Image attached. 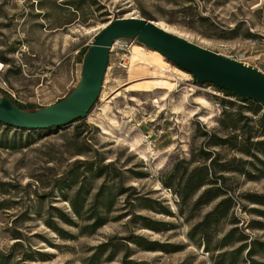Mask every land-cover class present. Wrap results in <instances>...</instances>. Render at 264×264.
<instances>
[{"label":"rangeland","instance_id":"1","mask_svg":"<svg viewBox=\"0 0 264 264\" xmlns=\"http://www.w3.org/2000/svg\"><path fill=\"white\" fill-rule=\"evenodd\" d=\"M132 17L264 75V0H0V91L66 98ZM227 97L128 41L81 128L0 124V264H264V108Z\"/></svg>","mask_w":264,"mask_h":264},{"label":"water","instance_id":"2","mask_svg":"<svg viewBox=\"0 0 264 264\" xmlns=\"http://www.w3.org/2000/svg\"><path fill=\"white\" fill-rule=\"evenodd\" d=\"M118 40L136 41L159 53L168 63L192 76L197 85L264 104V75L241 62L216 54L157 27L143 18H119L99 32L82 58L80 79L66 98L36 111H22L0 95V124L18 130H46L85 120L97 101L110 49Z\"/></svg>","mask_w":264,"mask_h":264},{"label":"trees","instance_id":"3","mask_svg":"<svg viewBox=\"0 0 264 264\" xmlns=\"http://www.w3.org/2000/svg\"><path fill=\"white\" fill-rule=\"evenodd\" d=\"M137 45H139L138 43H136ZM141 46V45H139ZM89 46L83 48L81 51H79V56H80V64L82 63V58H83V55L85 54L86 50L88 49ZM74 90V89H73ZM72 90V91H73ZM220 90V89H219ZM71 91V92H72ZM222 93H224L226 96H229V97H234V98H237L238 101L240 102V104L242 105H245V104H249V105H252V106H261L264 108V104H260V103H255V102H252L250 100H246V101H242L240 97H237L235 95H232L224 90H220ZM71 92H69V94H71ZM1 94H3L1 91H0ZM68 94V95H69ZM3 96H5L6 98H8L11 102H13V104L19 108L20 110L22 111H36L38 109H40V107H33V106H29V105H21V104H18L16 103L15 101H13L9 96H7L6 94H3ZM254 113H257V109L253 111ZM77 129L78 128H81V121H77ZM259 124H260V127L262 128V131H263V134H262V137H264V115L259 119ZM28 131V130H26ZM254 145V144H253ZM255 146H260L261 148H257L256 149V152L257 153H260L261 155H264V142H256L255 143ZM190 182V181H189ZM192 186L193 187V190H198L200 189L201 187L207 185V183L205 182V180H200L198 179L197 182H194V181H191ZM215 197H218L217 195ZM74 210H75V213H79L78 211V208L74 205ZM221 215V214H220ZM91 228H95L94 226H92Z\"/></svg>","mask_w":264,"mask_h":264},{"label":"built area","instance_id":"4","mask_svg":"<svg viewBox=\"0 0 264 264\" xmlns=\"http://www.w3.org/2000/svg\"><path fill=\"white\" fill-rule=\"evenodd\" d=\"M128 42V40H118V41H116L114 44H113V46L111 47V49H110V51H112L113 49H114V47L115 46H118V45H125L126 43ZM227 98H229V99H232V100H234L235 98L234 97H227Z\"/></svg>","mask_w":264,"mask_h":264},{"label":"bare ground","instance_id":"5","mask_svg":"<svg viewBox=\"0 0 264 264\" xmlns=\"http://www.w3.org/2000/svg\"><path fill=\"white\" fill-rule=\"evenodd\" d=\"M154 23V22H153ZM156 25V24H155ZM157 27H159L158 25H156ZM159 28L163 29L162 26H160ZM164 30V29H163ZM166 31V30H165ZM155 52V51H154ZM157 53V52H156ZM159 54V53H158ZM160 55V54H159ZM161 56V55H160Z\"/></svg>","mask_w":264,"mask_h":264}]
</instances>
